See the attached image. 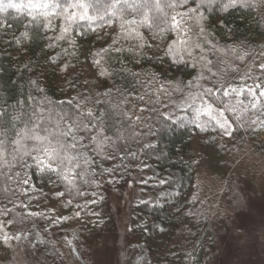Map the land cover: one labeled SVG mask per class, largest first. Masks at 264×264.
Segmentation results:
<instances>
[{"label": "trees", "instance_id": "16d2710c", "mask_svg": "<svg viewBox=\"0 0 264 264\" xmlns=\"http://www.w3.org/2000/svg\"><path fill=\"white\" fill-rule=\"evenodd\" d=\"M0 9V226L63 264L52 235L67 221L33 210L34 196L56 190L73 208L69 223H82L110 188L141 184L165 200L133 208L146 219L131 228L169 233L157 262L213 263L223 221L181 199L197 189L195 140L224 154L264 134V0H0ZM174 104L192 119L169 117ZM208 104L229 134L196 119Z\"/></svg>", "mask_w": 264, "mask_h": 264}, {"label": "rangeland", "instance_id": "374dc122", "mask_svg": "<svg viewBox=\"0 0 264 264\" xmlns=\"http://www.w3.org/2000/svg\"><path fill=\"white\" fill-rule=\"evenodd\" d=\"M85 71L89 79L85 90L92 101L99 85L89 60ZM181 109L178 104L171 105L167 115L192 119ZM203 109L196 119L203 117L221 128L219 121L225 124V133H230V123L222 111L209 104ZM198 143L197 140L193 143V158L199 163L197 189L181 200L195 197L200 204L216 211L214 219L223 221L217 227L218 253L211 264H264V134L253 143L245 140L232 146L224 154L201 146L200 139ZM236 160L241 163L231 166ZM138 186L129 183L110 188L106 203L96 210L91 208L89 218L82 223H69L73 208L66 205L56 190L44 188L41 195L34 196L33 210L43 209L57 224L67 221L59 233L52 235L53 246L61 254L63 264H160L154 251L170 252L171 248L166 247L168 231L146 224L139 233L131 224H145L146 218L135 212V205L149 201L163 204L165 200L161 195L153 196L141 184ZM176 200L170 198V205H177ZM147 249L150 251L146 252ZM174 261L177 264L179 259L175 257ZM48 263L27 236L20 238L15 231L0 226V264Z\"/></svg>", "mask_w": 264, "mask_h": 264}, {"label": "snow or ice", "instance_id": "6c2138e0", "mask_svg": "<svg viewBox=\"0 0 264 264\" xmlns=\"http://www.w3.org/2000/svg\"><path fill=\"white\" fill-rule=\"evenodd\" d=\"M231 2H232V3H235L236 0H231ZM7 7H8V8H16V7H18V6H17L16 4L9 3V4L7 5ZM45 7H46V5H45ZM0 10H2V9H0ZM193 11H195V9H193ZM24 35L26 36L27 33H25ZM217 123L220 125L221 128H225V124L220 123L219 121H217ZM36 139H40V138H39V137H36ZM73 147H74V145H73ZM45 151H47V150L45 149ZM51 155H58V154L55 152V150H53V153H52ZM68 162L70 163L71 161L69 160ZM64 163H65V160H64V159H59V160H58V164H59V165H62V164H64ZM48 167L51 168V165L49 164ZM77 167H78V165H77ZM53 170H55V169H53ZM65 179H67V177H65Z\"/></svg>", "mask_w": 264, "mask_h": 264}]
</instances>
